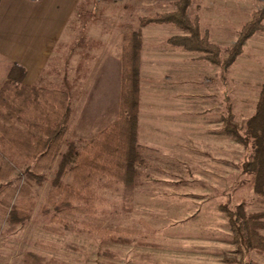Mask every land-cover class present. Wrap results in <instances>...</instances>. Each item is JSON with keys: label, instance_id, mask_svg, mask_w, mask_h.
Returning a JSON list of instances; mask_svg holds the SVG:
<instances>
[{"label": "rangeland", "instance_id": "rangeland-1", "mask_svg": "<svg viewBox=\"0 0 264 264\" xmlns=\"http://www.w3.org/2000/svg\"><path fill=\"white\" fill-rule=\"evenodd\" d=\"M173 1L79 0L39 84L49 88L67 87L74 71L72 66H75L71 61L74 43L79 45L83 55L73 56L79 60L80 78L87 63L82 57L86 56L87 47L90 53L95 51L100 35L114 41L122 37L126 30L124 25L137 29L139 17L174 10ZM262 3V0H191L189 11L192 17H198L199 26L208 32L209 40L219 46L223 58L225 49L235 42L240 27ZM167 24L169 26H164ZM156 25L155 29L176 32L168 37L185 34L171 23ZM212 30L215 40L210 38ZM194 52L202 53L206 59L204 52ZM263 82L264 31L247 38L242 53L225 72L222 69L221 107L217 89V110L212 114L217 115L218 120L221 112L222 119L229 105L240 133L244 134L245 122L255 110ZM153 103L148 93L145 109L150 119L159 110ZM100 112L92 106H84L73 121L69 119L60 151H65L69 142L80 149L84 143L75 139L81 134V138H87L91 130L99 128L97 115ZM158 118L157 122L149 123L148 129L145 127L152 145H141L143 164L138 166L142 170L141 184L132 190L131 210L119 208L126 198L123 187L105 178L97 184V201L91 216H75L71 219L72 228H62L47 199L52 189L50 179L54 176V165L46 172L43 183L30 185L34 206L25 224L8 232L6 216L0 212V264H22L20 260L26 251L42 256L44 264H264V202L256 197L248 183L250 175L242 172L244 161L250 160L251 144L242 143L226 131L221 122L216 126L218 129L221 125L223 130L221 151L218 146L213 149L199 144L190 150L183 144L175 147L167 141L166 133L156 129L166 126ZM19 171L16 169L11 178L3 182L11 187L23 183L24 177ZM44 206L48 207L47 213ZM239 206H243L246 214H260L259 244L244 247L234 239L226 209L236 210ZM102 231L125 240L102 239Z\"/></svg>", "mask_w": 264, "mask_h": 264}, {"label": "trees", "instance_id": "trees-1", "mask_svg": "<svg viewBox=\"0 0 264 264\" xmlns=\"http://www.w3.org/2000/svg\"><path fill=\"white\" fill-rule=\"evenodd\" d=\"M262 1V6L254 10L250 19L240 27L235 42L225 49L223 58L219 46L209 40L207 31L201 30L198 17L191 16V0H174L175 9L172 11L139 17L137 29L124 25L117 117L80 149L69 142L66 150L60 151L71 115L69 87L25 84V68L13 63L0 86V212L9 224L7 231L25 224L30 218L34 206L30 185L32 182L43 183L46 172L54 165V176L50 179L52 189L47 199L62 228H72L71 219L75 216H91L97 201V184L105 178L123 187L126 198L119 208L131 210L129 199L132 190L141 184L142 170L138 166L143 164L142 146L137 137L140 29L148 24L171 23L177 26L185 34L168 37V44L204 52L208 61L221 66L225 72L242 53L244 41L256 32L264 31ZM222 123L223 128L242 143L251 144L250 160L244 161L242 172L250 175L248 183L256 197L264 202V82L259 89L255 110L245 122L244 134L240 133L229 105L222 114ZM16 169L20 170L24 181L11 187L3 181L10 179ZM241 207L236 210L225 208L234 239L240 246L247 247L260 241L257 232L260 214H246ZM43 208L44 213L49 211L47 206ZM48 229L60 231L55 227ZM100 237L125 240L111 237L107 231H102ZM20 262L44 264V258L26 251Z\"/></svg>", "mask_w": 264, "mask_h": 264}, {"label": "crops", "instance_id": "crops-1", "mask_svg": "<svg viewBox=\"0 0 264 264\" xmlns=\"http://www.w3.org/2000/svg\"><path fill=\"white\" fill-rule=\"evenodd\" d=\"M78 2L0 1V86L13 63L25 68V84L41 85V74L54 54V47L60 41ZM155 26L158 28L156 24L141 28L137 132L140 145L151 147L145 127L148 129L149 123L153 120L157 122L160 117L166 126L156 129L166 133L167 141L174 143L175 147L183 144L184 148L190 150L199 144L200 147L209 145L213 149L218 146L221 151L223 130L221 125L218 129L216 127L217 123L222 122L221 112L218 120L217 115L212 114L217 110V89L220 91L218 106L221 107V66L208 62L200 52L166 43V38L176 32H164L155 29ZM212 32L210 38L215 40ZM100 36L95 51L90 53L87 47L86 56L82 57L87 63L80 78L79 60L73 58L75 54L81 53L79 45L74 43L72 51L71 61L75 66H72L74 71L70 84H66L70 90V120L73 121L84 106L101 111L97 115L99 128L91 130L87 138H81L82 134L78 136L75 139L78 143L91 140L118 114L122 37L112 41L109 36ZM148 93L154 101V107L159 109L151 119L145 109Z\"/></svg>", "mask_w": 264, "mask_h": 264}]
</instances>
